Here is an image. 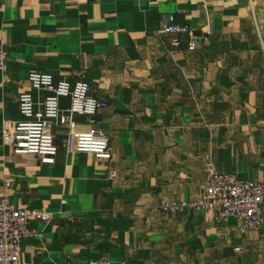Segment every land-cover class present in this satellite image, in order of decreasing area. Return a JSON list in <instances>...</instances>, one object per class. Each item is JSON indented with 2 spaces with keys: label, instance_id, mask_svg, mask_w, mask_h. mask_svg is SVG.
Returning a JSON list of instances; mask_svg holds the SVG:
<instances>
[{
  "label": "crops",
  "instance_id": "obj_1",
  "mask_svg": "<svg viewBox=\"0 0 264 264\" xmlns=\"http://www.w3.org/2000/svg\"><path fill=\"white\" fill-rule=\"evenodd\" d=\"M168 17L191 35L164 33ZM0 46V198L51 217L15 264H264V223L241 234L232 217L160 209L212 172L264 182V0H0ZM31 71L109 105L95 125L52 127V165L2 134Z\"/></svg>",
  "mask_w": 264,
  "mask_h": 264
},
{
  "label": "built area",
  "instance_id": "obj_2",
  "mask_svg": "<svg viewBox=\"0 0 264 264\" xmlns=\"http://www.w3.org/2000/svg\"><path fill=\"white\" fill-rule=\"evenodd\" d=\"M164 33L176 37L188 35L190 29L174 23L168 17ZM173 45L180 44L179 39ZM190 38L188 50L194 49ZM9 53L0 46V73L7 70ZM26 81L29 91H22L17 98L19 120H8L2 127L16 154L32 155L39 163L52 165L58 147L52 127L75 129L76 118L95 125L100 111L108 108L105 99L98 97L85 80L56 79L53 75L31 71ZM68 100L66 108L60 101ZM78 138V136H76ZM80 140L88 145V140ZM264 182L238 179L230 174L212 172L201 182L198 193L189 202H163V212H176L188 209L195 213L211 214L216 220L227 218L236 220L239 233L257 230L264 223ZM51 217L44 209L15 207L8 198H0V264H15L23 241L33 235V223H48ZM79 264H126L111 263L105 260H89Z\"/></svg>",
  "mask_w": 264,
  "mask_h": 264
}]
</instances>
